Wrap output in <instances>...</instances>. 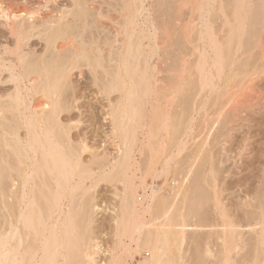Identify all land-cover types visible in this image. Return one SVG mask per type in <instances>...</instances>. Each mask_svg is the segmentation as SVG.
<instances>
[{"label":"bare ground","instance_id":"obj_1","mask_svg":"<svg viewBox=\"0 0 264 264\" xmlns=\"http://www.w3.org/2000/svg\"><path fill=\"white\" fill-rule=\"evenodd\" d=\"M135 1L136 0H134V2H133L135 4V10H133L132 13L136 14L139 11L140 7H137V3H135ZM168 1H170V0H168ZM168 1H167V3H168ZM178 1H180V3H181L182 0H178ZM222 1L223 0H199L197 2V7L195 8L196 11L194 10V12H196V20H197L196 22L197 23H194V25L191 24V25H193V27H195V30H196L195 33L193 34L194 37L193 36L191 37L192 38L191 42L193 39L196 40L197 42L196 43L192 42L193 43L192 47L190 45V47L188 49L190 51V53L191 52H192V54L194 53V57L193 56H192V58L190 57L191 59H193L191 64L188 63L189 65H192V63H193V65L190 66V67H192L191 71L188 70L190 68L187 69V67H186L185 69H187L186 73H188L189 77L191 75H193L192 78L195 77L194 79H192L193 81L191 80L192 83L193 82H195V83L193 85L191 83V86H190L191 89H189V91H188V92H190V91L192 92V93L190 92L188 94V96L189 95L193 96L192 98L190 96L189 97H190V99L194 98V100L193 101L191 100L188 103L189 104H195L194 102H196L197 103L196 106H198L197 108L200 111V109L204 110L203 109L204 105L207 102L206 99H203V98H208V99L210 98V102L207 103L208 105H209V103H211V99H212L211 104L215 105V107L218 109V112L216 113V118L213 117V116H215V115H213V116L209 117L208 119L211 120L212 117H213L212 119L215 118L216 120L214 119L215 120L214 123H216V124H217V122H220V120L222 118H224V115L227 116L231 113L234 114V117L231 115L232 117L230 118L229 117L230 115H229L228 118L225 117L224 120L221 122L222 123V129H224V130L226 129L227 133H225V134L230 135L232 130L234 131V129H237V128H238V130H240L241 128H244L245 125H249V124H247V122L252 121V119H253V118H251V120H250L249 119L250 116L254 117V116L250 115L249 113H251V112H249L248 113L249 115L246 114L249 117L243 119V120H245L246 124L244 122H242L243 121L242 120L240 125H239L238 120L240 118L238 119L239 115L236 116L237 115L235 113L236 109L234 107L237 106V103L240 101V99H239V101L237 102L236 101L237 98L235 99V97L240 95V93H239L240 90L238 91L236 89L238 91L236 93H239V94L234 96L235 93H233V90H234L233 88L238 85V82H242L243 80L245 82H246V80H247V82L252 81L249 79H252L253 76L254 77L257 76L256 77L257 79H258V77H260V79H261V76L262 77L264 76V47L262 46V44H263L262 38L261 37L259 38L260 33L258 34V32H260V31L262 33L263 29H264V0H234L233 3H230V6H231V4L234 5L232 7V9L230 7L229 8L227 7L228 10L231 9L230 11L232 12V14H230V15H231V17L234 18V22L232 21V23L229 22L230 21L229 20L230 17L228 14L229 12H227V8L225 7L226 5H224ZM17 2H18V0H17ZM175 2L176 1L174 0V3ZM183 2L181 4H183ZM195 2H194V4H195ZM231 2H232V0H231ZM19 3L20 2H18V4ZM174 3H173V5H174ZM225 3H227V2L225 1ZM40 4H41V2H40ZM170 4H172V3H170ZM177 4H179V2ZM187 4H188V2H187ZM10 5H13V4H10ZM173 5L168 4L167 5L168 9L166 8L168 11L169 10L171 11V9H172L171 13H173V8L171 7ZM191 5H193L192 0H191ZM191 5H190V7H191ZM227 5L229 6V4H227ZM6 6H4V7H6ZM19 6H16L14 8H8V11H6V12L3 11L4 13H2V10L0 12V27H2L3 29H5L8 32V34L13 38L11 40H14L13 46L10 47L9 45H3L2 44L3 45L2 49H0V82H3V83L4 82L9 83L10 82L13 84L12 88L6 89V90L1 89L2 91H0V264H60V263H62L60 261V259H61V257L63 258V256H64L62 254V251L65 248V245H68V243H67V241H68L67 237L68 236L67 237L65 236L67 238V240L65 241V239H64L65 237L64 238L60 237L62 235L63 236L65 235L63 233L64 231H59L57 229L56 225H54L52 223H48V224L45 223L44 220L46 218L43 216L40 209L38 208V200H36L34 198V195H33V197H30V194L31 193L33 194L36 192L40 193L41 197L43 198V201L48 206L47 207V210H48L47 219H51L53 214H56V216L59 217L60 213L62 212L61 202H62L65 194L68 193L69 189L73 188L72 187L73 186L72 180H73L75 174L87 173V171H88V170H85L84 168H79L75 165L76 162L77 163L80 162V158H79L80 154H78V150H77L78 148H76L75 147L76 144L74 145V143L69 139V136H70L69 130L66 128V126L63 127L64 125L59 122L57 116L60 112L57 111L58 112L57 113L56 110H58V109L57 108H56V110L54 109V106L57 103V102L55 103V101H57L56 96H57V91L59 89L58 84L62 83V82L59 83V81L61 80V78H62V81H65V80L68 81L67 78L72 77L73 72H75V71L71 72L72 67L69 68L71 63L70 64L68 63V65H66L67 64L66 61L62 62L61 61L62 59H60L61 57L58 58L57 60L60 59L59 61L62 63H60L59 61L56 62V59H55L56 57L54 58L55 61H54V59H52L53 62H45L44 61L45 58H44V60H42V59H39L40 57L39 58L37 57L38 60H35L33 63L29 62V64H28V60H26L27 59L26 54H25L26 52L24 53L22 50V44L25 43V41H23L24 38L27 35H29L31 33V31H33L32 28L34 29L35 26H38L37 24L42 26V24L47 23L49 20L54 22V24H56V22L58 23L59 20L62 19L64 16L63 17L61 16V17L57 18V20L56 19L54 20L53 16H57L56 14H54L53 16H51V15L48 16L47 14H44L45 12L42 11L43 14L32 15L30 18H28L26 20L24 18V16H25L24 10H27V9H25V8L21 9V8H19ZM40 6H42V5H40ZM179 6H181V5L179 4ZM174 7H176V4L174 5ZM183 7H184V4H183ZM190 7H186V8L189 9ZM192 7H194V5ZM1 9H3V8H1ZM46 9H47V7H46ZM56 10H57V8H56ZM66 10H68V9H66ZM180 10L181 9H179V11ZM183 10L184 9L182 8V10L180 11V14H182L181 12ZM49 11H50V9H49ZM175 12H177V11H175ZM190 12L192 13V11H190ZM194 12H193V15H194ZM49 14H51V12ZM30 15H31V13H30ZM171 16H173V15H171ZM171 16H170V18H171ZM175 16L177 17V15H175ZM188 16H190V15H188ZM182 18H184V16ZM190 18H191V16H190ZM216 18H220V20H221V23H219V25H218L220 28H222V29H223V27L229 28L230 31H228V34L226 35L224 33V35H223L226 37L221 38V36H219V34L215 32L217 30L213 29V25H215L217 22L212 21V20L216 19ZM51 19H53V20H51ZM187 19H189V18L187 17ZM246 20H248L250 23L249 22L245 23ZM62 21H64V19ZM186 21H188V20H186ZM186 21H184V22H186ZM52 22H51V24H48V25H51V27H52ZM213 22H215V24ZM182 25L184 27V24H182ZM177 27H179V26H177ZM180 27L182 28V26H180ZM185 27H186V23H185ZM219 27H216V28L219 29ZM58 28H59V25H58ZM247 28H250L249 29L250 31L249 30L247 31ZM49 30L51 31L52 28L51 29L49 28ZM56 30H57V28H56ZM182 30H183V28H182ZM34 31H35V29H34ZM226 31L227 30H225V32ZM35 32H37V31H35ZM40 32H42V31H40ZM191 32H193V31L191 30ZM222 32H224V31H222ZM52 33H54V32H52ZM52 33H50V34H52ZM177 33H180V32H177ZM221 33H220V35L223 34V33L222 34ZM60 34H61V32H60ZM119 35H121V33ZM182 35L183 34H181V36ZM195 35H196V37H195ZM183 36L185 38V35H183ZM3 37H4V34H3ZM7 37H8V35H7ZM36 37H38V36H36ZM42 37H44V36L42 35ZM63 37H62V39H63ZM58 38L61 39V37H58ZM118 38L119 39H117L115 45L117 44L118 48L121 49L122 45H123V40L121 37H118ZM187 38H185V39H187ZM189 38H190V36H189ZM113 39H114V37H113ZM179 39L182 40V37L178 38V40L176 39L177 42L179 41ZM42 40H43V38H42ZM54 40H55V38H54ZM181 40L179 43H182ZM22 42H24V43H22ZM172 42H174V41H172ZM183 42L187 43V40H183ZM64 43H65V41L63 42V44ZM42 44H44V43H42ZM48 44H49V42H48ZM57 44L58 43H56V45ZM67 44H69V43H67ZM113 44H114V42H113ZM174 44H175V42H174ZM260 44H261V46H260ZM52 45L55 46V44H52ZM180 45L178 44V47ZM62 46L64 47V45L58 44L57 48L55 50L63 49ZM176 46L177 45L175 44V48L178 50L177 51L178 53H180L179 50H183V52L184 51L188 52L187 48H186V50H184L185 48L183 46H182L183 49H179ZM46 48H48L47 50H49V47L46 46ZM65 48H67V47H65ZM29 50H31V49H29ZM77 51H78V49H77ZM29 54H30V52H29ZM68 54H65V55H68ZM57 55L58 54H55V56H57ZM50 56H53V55H50ZM57 57H59V56H57ZM133 57H135V56L132 55V58ZM178 57H177V59H178ZM181 57H179V58H181ZM30 58H31V56H30ZM65 58H66V56H65ZM128 58H130V57H128ZM128 58L125 57V55L120 56V57L118 55L117 60H119L121 62V65H120V67H117L116 70L114 69V71L112 73L113 74L112 77H114L117 80V83H116L117 85L115 87H113L115 89L120 87V85L122 84L121 83L122 81L120 82V78L123 76L124 71L126 74L130 70L129 63H127V61L129 60ZM137 58H140V56H138ZM142 58H144L143 60H145V61L148 60L146 56H144ZM49 61H50V59H49ZM74 61H76V59ZM74 61L72 59V62H74ZM177 61H175L177 63L176 67L178 65H180L181 59H179V61H178V62H180L179 64ZM189 61H191V60H189ZM186 63H185V65H186ZM25 64L27 65V68L25 67L26 70L24 71L23 66H25ZM116 64H117V62H116ZM158 65L161 66V64H158ZM63 66H65V67H63ZM146 66L147 65L144 63L143 69L141 71H138L139 73L135 72L133 74V77L137 78V83H140V82L147 83V84L143 83L144 86H142V89H141L143 93L155 92V90L158 88V86L161 85L160 84L161 82L158 84V82L160 80H162V78L161 79L158 78V73H161V72L157 69V67H154L155 65L152 66V70H150L148 68V66L146 68ZM159 66H158V68L160 70L164 69L162 67H161L162 68L161 69ZM186 66H188V65H186ZM66 67H68V68H66ZM73 67H74V65H73ZM180 69H181V67H180ZM174 70H171V71H174ZM178 70L179 69H177L176 71H178ZM110 71H112V70H110ZM176 71H174V72H176ZM190 72H191V75H189ZM129 73H131V72H129ZM163 73L164 72H162V74ZM180 73L178 72L179 75H180ZM186 73H185V75L187 78L188 76ZM77 74H78V72H77ZM135 74L137 75V77L134 76ZM175 75H177V74H175ZM107 76H109V75H107ZM160 77H163V76H160ZM72 78H70V79H72ZM147 78L150 79V81H151L150 84L146 81ZM256 78H254V79H256ZM63 79H65V80H63ZM178 79L176 81H178ZM183 79L186 80L185 78H183ZM253 82H255V81H253ZM108 83H107V85H108ZM240 84L241 83H239V85ZM181 85H180V87H181ZM247 85H249V84L248 83L246 84V88L243 87L244 85L243 86L241 85V86L243 88L247 89L248 88ZM258 85H260L259 82H258ZM161 86L159 87V89L161 88ZM174 86H177V85H174ZM255 86H256V84H255ZM107 87H109V86H107ZM259 87L262 88V86H259ZM122 89H124V87ZM252 90H254V89H252ZM258 90H256L255 92H257ZM34 91L41 92L43 97L37 96V97H39L38 99L32 100L33 99L32 97L34 95V94L32 95V93ZM127 91H124V92L129 94V96L133 93L132 90H130L128 92ZM36 92H34V93L36 94ZM156 92H157V90H156ZM252 92H251V94H253ZM242 94H244L243 91H242ZM249 95H250V93H249ZM242 96H245V95H242ZM44 97H45V99L47 97V98H50L51 100H53V98H55V100H53V101H49L48 99L45 100ZM181 97H182V95H181ZM247 97H249V96H247ZM187 98L188 97L186 96V99ZM197 98H198V102L195 100ZM240 98H241V96H240ZM190 99L188 98L187 101ZM171 100H172V98H171ZM245 101H246V99H244L243 103ZM249 101L251 102L252 100H248V101H246V103ZM253 101H254V99H253ZM226 103H227V105H230V106H228L229 109H230V107H233L232 112H231V110L228 109L231 113L230 112L228 113V111H226L227 109H224L227 106ZM111 104H113V102ZM111 104L109 103V106H112V107H110V109L107 107L109 109V111L106 108V110H107L106 112H108L107 114L109 116H107V117L110 119V122H111V124L109 122V124L111 125V128H110L111 134L113 136L111 138H113L114 139L113 141H115L114 143L111 141L114 144V145L112 144L114 147V151L112 152L113 155H108V154H112L108 150H106L108 152V154H107L106 151H104V149H102L104 152L102 150L98 149L99 152L101 151L103 153H101V152L99 153L97 148H96L97 152L94 151L95 149L94 150L92 149L93 152L90 151V153L92 152L91 157L93 160H91V161L98 162V164H100V166H101L102 172L105 174H107V173H111L110 175H112V173H115L117 175L121 174L126 178V181L123 185V189H122L121 194H120V203H121L120 212H119L120 215L118 214V216H120V217L119 218L115 217V219L116 220L118 219V221H120L119 223H117L118 225L116 224L117 226H119L118 229L121 227V229L119 230L120 234H118V235L122 236V238H123V236L129 237L130 243L128 244L127 241L125 242V241L119 240L118 241L119 243H117V244H119L120 247L114 248L111 251V254L109 253L110 258L106 264H130V263H128L129 260L127 262L128 258L126 259V257H128L130 253L141 252V251L143 253H145V250H146V252L148 251V253L146 254L147 256H144L143 260H141V261L139 260L136 264H246L247 263V255H249L251 252L254 253L252 256L255 259V263L253 262L251 264H260V263H258V261H259L258 258H259V256H261V254L264 251V143L261 141L263 144H261L259 142L261 144L260 145L258 143V141H257V143L255 141V143L258 144L257 146L258 147L261 146V148H258V151H254V152H258L257 156L260 157L258 159L261 160V158H263V160H261V162L259 160V163L263 162L261 168L258 170L259 164L257 165L258 167H256L257 171H259L258 172L259 174L257 176V180L253 184L252 183L248 184V182H246L243 179L244 177L240 178V179L244 180V182L240 183V186L242 187V191L244 192L245 197L243 200H241L240 202H238L234 205V209H233V211H231V213L230 212L227 213L225 211V206L221 202V199L219 196L220 195L219 192L221 191V189H219V192H218L216 187L214 185H212V187H211L212 192H211L209 186L207 187L204 185V182L207 179V178H205L206 175L205 176L203 175V177L196 176V177H194L193 183L189 187H187V189L184 192H182V195L180 193L181 190H174L176 187L175 185H173V186L169 185L171 188L166 189L167 196L169 195V196H171L170 199L171 198H174V199L171 200L172 201L171 205L162 211V213H161L162 217H161L160 222L157 223V226L149 228L146 226L147 222L144 221L145 213L152 212L155 209V203L156 202L159 203L160 202L159 200H161L160 203L163 204L162 202L165 199H163V198L161 199V198L157 197L158 188L160 189L161 187L157 186V188H156V187L150 185V187H149L150 193H147L144 195L145 201L142 203L138 202V197H137L136 192H135V186L136 185L134 182V179H135V171L134 170H136V168L138 166V160L136 159V154L134 152V145H136L137 141H139V139H140L137 136V133L139 131H137L136 128H134L132 126V124H130V122H128V120L126 118L128 116V112L125 113L124 110H122L123 106H122L121 102L116 103V104L114 103L115 105H111ZM211 104H210V106L212 107ZM238 104L240 106L242 105L241 102H239ZM239 105L237 106V109L239 108ZM254 105H255V107H257L256 110H258V108H259L260 112H258V113L263 114V112L261 110L264 109V101L263 100H261V101L257 100V102H255V103L253 102L252 104H249L248 107L245 104V106L248 108L246 110H250V109L252 110L253 109L252 106H254ZM57 106H55V107H57ZM192 106L194 107V105H192ZM124 107H132L131 102L128 104V106L126 105V102H125ZM205 108H207V107H205ZM212 108H214V106ZM63 109L65 110L68 108L65 107ZM208 109H209V106H208ZM217 109H215V110H217ZM244 110H245V108H244ZM45 111L47 112L46 117L43 116L45 114L44 113ZM212 112H214V111H212ZM247 112L248 111H246V113ZM42 113H44V114H42ZM256 113L253 112L252 114H256ZM190 114L192 115L191 112H190ZM196 114H198V113H196ZM208 114H209V112H208ZM202 115H204V114H202ZM202 115H201V118H202ZM220 116H222V117L220 118ZM235 116H236V118H235ZM243 116L244 115H242V114L240 115L241 119ZM165 117H163V119H165ZM261 117H263V116H261ZM192 118L193 117L191 116L190 120H187V121H189V123L187 122L189 125V126H187V128L189 129L190 132L193 131L192 121L194 119H192ZM218 118H220L219 121H217ZM210 120H209V122H207V124L210 123ZM261 120H263V118ZM166 121H164V123H166ZM168 121L170 122L169 119H168ZM172 122H174V123L170 122L169 124L174 125V128L177 129L178 123L176 121H173V120H172ZM221 123H219V125ZM179 124H180V122H179ZM209 125H212V122ZM242 126H244V127H242ZM257 126H258V124H257ZM212 127L215 128L214 126H212ZM218 127H217V129H218ZM22 128L25 130V134L23 136L21 135L22 133L21 134L19 133V130ZM209 128H211V127H209ZM219 128H221V126ZM249 128H254V127L252 126ZM218 130H220V129H218ZM212 131L208 130V132H212ZM221 132H223V130ZM240 132L237 131L238 134H241ZM141 135H142V138L140 139L141 140L140 142L144 143L143 145H145V141H147L149 135H147V131L144 129L141 131ZM204 135H203V137H204ZM196 136H197V134H196ZM223 136H225V135H223ZM251 136H253V135L250 132L243 134L241 136L240 140L238 141V143L236 144L237 146H234L235 148H237L236 149L237 155H239V157H241V159L239 158L240 164L243 163V162L241 163L242 158L244 159V165H245V163H246L245 161L248 160V158L255 157L251 154L253 152V151L252 152L250 151L252 148L250 149L249 147L253 146L251 139L255 138V140H256L257 137H251ZM175 137L178 138V135L176 134ZM175 137L172 139H174V140L177 139ZM185 137L182 139L180 138L181 140L178 138L182 145H183L184 141L187 140V138H185ZM193 138L195 139V137H192V139ZM233 139H235V138H233ZM236 139H238V137ZM260 139H263V138L261 137ZM225 140H227V139H225ZM231 142H233V141L231 140ZM225 144H227V143H225ZM234 144H235V142L233 143V145ZM251 144H252V146H250ZM79 147H81L82 150H86L85 145H82ZM176 147H175V149H176ZM222 147H224V146H222ZM81 148L79 149L80 152H82ZM177 148L179 149V147H177ZM226 149L229 150L228 148H226ZM226 149H224V150H226ZM230 149L232 150V148H230ZM231 150H229V151H231ZM220 151H221L220 154H222V150H220ZM175 152H177V150H175ZM178 152H180V151H178ZM178 152H177V155H178ZM225 152H223V153H225ZM249 152H250V155H252V156L247 157L246 155L249 154ZM175 155H173V153H172L170 155V157H168V159H166L167 163H169V161H171L173 159V156H175ZM222 155H220V156L222 157ZM235 155H233V156H235ZM109 156H111L110 157L111 159L108 158ZM225 156H227L226 153H225ZM228 156H230V154H228ZM78 159H79V161H78ZM75 160H77V161H75ZM226 161H228V160H226ZM221 163H223V161ZM167 165H169V164H167ZM248 165H249V163H248ZM247 170H248V168H247ZM88 173H89V171H88ZM105 174L103 176H106ZM115 174H113V175H115ZM100 175H102V174H100ZM223 175H224V173H223ZM141 180H142V178H141ZM141 183H143V182H141ZM144 183H145V181H144ZM169 184H170V182H169ZM172 184H174V182ZM9 197L13 198L12 202L11 201L6 202V201H9L8 200ZM182 197L189 199V205L187 208H183L181 206V201L184 202ZM178 198H179V200H178ZM165 202L166 201H164V203ZM211 205L213 206V211H214V212H212V217L217 219L218 221L214 225L203 224L209 218V213H210L209 207ZM156 209H157V207H156ZM192 216H196L198 218V223H189L188 222V219ZM1 219L2 220L5 219L6 224L8 226L6 229L2 225L3 221L1 222ZM69 226H70V224L67 225L66 223H63V227H64L63 230H65V233L67 232L66 235H69L68 234L69 232L71 233L70 229H72V227L70 226V229H69ZM68 230H69V232H68ZM70 236H72V235L70 234L69 237ZM119 237H118V239H119ZM212 237H215L218 240L219 252L221 254L220 259H218L216 262L210 261L211 256L213 255L212 249L210 247V241H211ZM133 242L135 244L134 247L131 245V243H133ZM69 243H71L70 240H69ZM94 243H92V242L88 243L87 241H84L83 244L80 245V249H79L78 253H79V255L82 256V258L87 260V262L89 261L91 264H98L99 261H97L98 263L95 261V257L97 254V249L95 247L97 245ZM66 247L70 248L71 246L68 245ZM98 249H100V248L98 247ZM98 253H100V252H98ZM131 257H133V256H131Z\"/></svg>","mask_w":264,"mask_h":264},{"label":"rangeland","instance_id":"obj_2","mask_svg":"<svg viewBox=\"0 0 264 264\" xmlns=\"http://www.w3.org/2000/svg\"><path fill=\"white\" fill-rule=\"evenodd\" d=\"M136 1H135V3H137V7H140L139 11L137 12L138 14L136 13L137 15L135 13H132L133 10H135V4L133 3L134 0L133 1L132 0H50V1L49 0H18V2H20L19 4H18L17 0H15V1L14 0H0V12L2 10V13H4V12L8 11V8H14V7L20 5L19 8L27 9V10H24V15H25L24 18L26 20L28 18H30L32 15L43 14L42 11L45 12L44 14H47L48 16L49 15L53 16L54 14H56L57 16H53L54 20L55 19L57 20V18L64 16L62 19L59 20L60 23L56 22V24H54V22L49 20L48 21L49 23L47 22L45 24H42V26L37 24L41 29L38 26H35L34 29H35V31H37V32H35L34 29L32 28V30L35 33L33 31H31V33L24 38L23 41H25V43L22 42V43H24V44H22V50L24 53L26 52L25 54L27 57L26 60H28V64H29V62L33 63L35 60H38L39 57H40L39 59H42V60H44V58H45V60H44L45 62H53L52 59H54L56 57L55 58L56 62L59 61L60 59H62L61 60L62 62L66 61V63H67L66 65H68V63L69 64L71 63L70 67L69 66L68 67L69 68L72 67L71 72L75 71V72H73V75H72L73 78L68 77L67 78L68 81H66L65 79H63L65 81H62V78H61V80L59 81V83H61V82L62 83L58 84L59 89L58 88L57 89L59 92L56 90L58 97L55 95L57 98V101H55V103L57 102L58 104L54 103L55 106H57V105L58 106L57 107H55L54 105L53 106H54L55 110H56V108L58 109V110H56V112L57 111L60 112L57 116L59 122L64 125V126L62 125L63 127L66 126V128L70 132L69 133V135H70L69 139L74 143V145L76 144L75 147L78 148L77 150H78V154H80L79 155L80 162H78V163L76 162L75 165L79 168H84L85 170H88L89 173L87 171V173L75 174V176L72 180V183H73L72 187L73 188L69 189L68 193L65 194V196L63 197V200L61 202L62 212L60 213L59 217H57L56 214H53L54 216L52 215L51 219H47V214H48L47 207L48 206L43 201V198L41 197L40 193L36 192V193L30 194V197H33V195H34V198L36 200H38V208L40 209L43 216L46 218L44 220L45 223H47V224L52 223V224L56 225V227L59 231H64L63 233L65 235L64 236L62 235L60 237L64 238L65 236L66 237L68 236L67 237L68 238L67 243H68V245L71 246L70 247L71 249L69 247H66L68 245H65V248L62 251V254L65 257L64 256H63V258L61 257L60 261L62 263H60V264H91L89 261L87 262V260L82 258V256L79 255V253H78V251L80 249V245L83 244L84 241H87L88 243L89 242L90 243L95 242L94 244L97 245L95 247L97 249L95 261L96 262L99 261V263L97 262L98 264H100V263L106 264L107 261H109V258H110L109 253L111 254V251L114 248L120 247V245L117 244V243H119L118 242L119 240H122L125 242L127 241L128 244L130 243L129 237L123 236V238H122V236L118 235V234H120L119 230L121 229V227L118 229L119 226H117L118 225L117 223H119L120 221H118V219L117 220L115 219V217L116 218L120 217V216H118V214L120 212V206H121L120 194H121V191L123 189V185L126 181V178L121 174H118V175L115 173H112V175H110L111 173L105 174L102 172L101 166H100V164H98V162L91 161V160H93L91 157L92 156L91 153L93 152L94 149H95L94 151H96V148H97V150L98 149L99 150L104 149V151L108 150L111 153L114 151V147H113L114 144L113 143L115 141H113L114 139L111 138V137H113L111 134V129H110L111 128V125H110L111 122H110V119L107 117V116H109L107 114L108 112H106L107 107L109 109H110V107H112V106H109V103L111 104L113 102V104H111V105H115L116 103H119V102L122 103V106H123L122 110H124L125 113L128 112V116L126 118H127L128 122H130V124H132V126L134 128H136L137 131L140 132V133L138 132L139 134L137 133V136L140 139L142 138L141 131L143 129L146 130L147 135H149L148 139L146 138L147 141H145V145H143L144 143L140 142L141 140L139 138H138L139 141H137V144L134 145V152L136 154V159L138 160V166H137L136 170H134L135 171L134 182L136 185L135 186V192H136V195L138 197V202L142 203L145 201L144 195L147 193H150V191H149L150 185L154 186L156 188L158 186L161 188L160 189L158 188L157 197H159L161 199L163 198V199H165L164 201H166L165 203L163 201L162 202L163 204H161L160 203L161 200H159L160 201L159 203L158 202L155 203V209L157 207L156 210L154 209L155 211L153 210L152 212L145 213L144 221L147 222L146 226L149 228L157 226V223L160 222V220H161L162 211L165 208H168L171 205V202H172L171 200L174 199V198L170 199L171 196H169V195L167 196L166 189H170L171 185L172 186L175 185L176 187L174 190H181L180 193L182 195V192H184L187 189V187H189L193 183L194 177H196V176L203 177V175L204 176L206 175L205 178H207V179L204 182V185L207 187L209 186L210 191L212 190V188H211L212 185H214L216 187L218 192H219V189H221V191L219 192L221 202L225 206V211L227 213H229V212L231 213V211H233V209H234V205L236 203L240 202L241 200H243L245 197L244 192L242 191V187L240 186V183L244 182V180L246 182H248V184L255 183L257 180V176L259 174L258 173L259 171H257L256 167L259 166L258 167V170H259L262 166V163H263V162L259 163L260 159H258V158H260V157L257 156L258 152H254V151H258V148H261V146L260 147L257 146L258 145V144H256L257 141H258V143L260 142L261 144L264 143V132H263L264 131V129H263L264 128V123H263L264 122L263 121L264 120V109L261 110L263 112V114L258 113V112H260V110H259V108H258L259 111L256 110L257 107H255V105L252 106L253 109L252 110L250 109L251 111L246 110V109H248L247 107L249 104H252L253 102L255 103V102H257V100L258 101H261V100L264 101V98H263L264 97V90H263L264 89V82H263L264 76L263 77L261 76V79H260V77H258V79H257L256 78L257 76H255V77L253 76L252 79H249L252 81L247 82V80H246V82H245L243 80L242 82H238V85L233 88L234 89L233 93H235L234 96H236L240 93V95L235 97V99L237 98L236 99L237 102L239 101V99H240L239 102H241V104L243 103L244 99H246V101L252 100L251 102L250 101L247 102L248 104L246 103V101L244 102L247 107L245 106L244 103H243L244 105L242 104L240 106L238 104L239 102L238 103L236 102L237 106L239 105L238 109H237V106H235L233 104L235 106L234 108L236 109V112L235 111L234 112L237 114L236 116L239 115L238 119L240 118L239 120L237 119L239 121V125L243 119L249 117L248 116L249 114L254 116V117L250 116L249 119L250 120H251V118H253V119H252V121H248V122L246 121L247 124H249V125H245V127L242 126L244 128H241V129L239 128L240 130H238V128H237L239 126L238 125L236 127L237 129H234V131L232 130L233 132L231 131L230 135L225 134L227 132H226V129L225 130L222 129V123L221 122L224 120L225 117L228 118L229 115H230L229 116L230 118L232 116L234 117V114L231 113L233 107H230V109H229L228 106H230V105H227V103H226L227 106L224 109H227L226 111H228V113L230 112L229 110H231V112H230L231 114H229L227 116L224 115V118H222L220 120V122H217L222 117V116H220V118L217 119V121H216L217 124H216L214 122L216 120L215 118H216V113L218 112V109L215 107V105L211 104L212 99H211V103H209V105H208L207 103L210 102V98L209 99L203 98V99H206L207 102L204 105V108H203L204 110L200 109V111L197 108L198 106H196V104H197L196 102H194L195 104H189L188 103L189 101L194 100V98L190 99V97L192 98L193 96L189 95L190 96L189 97L188 94L191 91L190 92H188V91H189V89H191L190 86H191V83L193 81L192 79L195 78V77L192 78L193 75H191V72L189 73V75H191L190 77L188 76V73H186V70L188 68H190L188 70L191 71L192 67H190V66H192L193 63H192V65H189L188 63L191 64V62L193 60L191 58H192V56L194 57V53L193 54H192V52L190 53V51L188 49H189L190 45L192 47V45H193L192 42H195V43L197 42L194 39L191 42V39H192L191 37L193 36V34L196 31L195 27H193L194 23H197L196 22L197 21L196 20V12H194V10L197 7V2L199 0H192L194 7H192L193 5H191V0H186V1L182 0L181 3L184 1L183 2L184 7H183V4H181L180 1H178V0H175L176 1L175 3H174V0H172V1L171 0L170 1H168V0H136ZM167 1H168V3H167ZM225 1L227 3H225ZM233 1L234 0H232V2H231V0L230 1L229 0L228 1L223 0L222 2L224 5H226L225 6L226 8L230 7L232 9V7L234 5L231 4V6H230V3H233ZM40 2H41V4H40ZM178 2L181 6H179V4H177ZM187 2H188V4H187ZM194 2L196 5L194 4ZM170 3H172V4H170ZM173 3H174V5L176 4V7H174ZM10 4H13V5H10ZM168 4L173 5V6H171L173 8V13H171L172 9H171V11L169 10L170 12L167 10ZM227 4H229V6ZM40 5H42V6H40ZM190 5H191V7H190ZM4 6H6V7H4ZM46 7H47V9H46ZM181 7L184 9L181 12L182 14H180V11L182 10ZM186 7H190V8L188 9ZM1 8H3V9H1ZM56 8H57V10H56ZM228 8H227V12H229L228 14L230 17L229 22L232 23V21L234 22V18L231 17L230 14H232V12L230 11L231 9L228 10ZM49 9H50V11H49ZM66 9H68V10H66ZM179 9H181V10L179 11ZM175 11H177V12H175ZM190 11H192V13ZM50 12H51V14H49ZM193 12H194L195 16L193 15ZM30 13H31V15H30ZM169 13L173 16H171ZM175 15H177V17ZM188 15H190L191 18ZM170 16H171V18H170ZM183 16L185 19L182 18ZM187 17L189 19H187ZM63 19H64V21H62ZM51 20H53V19H51ZM186 20H188V21H186ZM184 21H186V22H184ZM212 21L217 22L216 24H215V22H213L215 24V25H213V29L217 30V31H215V30L214 31L216 33H218L219 36H221V38L226 37L223 35H224V33L226 35L228 34V31H230L229 28L223 27V29H222L218 26L219 23H221L220 18L213 19ZM51 22H52V27H51V25H48V24H51ZM248 22H249L248 20L245 21V23H248ZM181 23L184 24V27ZM185 23H186L187 28L185 27ZM191 24H193V25H191ZM58 25H59V28H58ZM177 26H179V27L182 26L183 30L181 27L179 28ZM216 27H219V29ZM49 28L50 29L52 28V30L50 31ZM56 28H57V30H56ZM224 29L227 30L226 31L227 33L225 32ZM249 29L250 28H247V31ZM191 30L193 32H191ZM221 30L224 32H222ZM40 31H42V32H40ZM52 32H54V33H52ZM60 32H61V34H60ZM177 32H180V33H177ZM2 33L4 34V37H3ZM50 33H52V34H50ZM120 33H121V35H119ZM220 33L222 35H220ZM181 34L185 35V38H187V37L188 38L185 39L183 35L181 36ZM258 34L260 35L259 38L260 37L262 38V42H263L262 46L264 47V29H263L262 33L260 31V32H258ZM7 35H8V37H7ZM42 35L44 37H42ZM36 36H38V37H36ZM189 36H190V38H189ZM58 37H61V39ZM62 37H63V39H62ZM113 37H114V39H113ZM118 37H121L123 40V45H122L121 49L118 48L117 44L115 45L117 39H119ZM181 37H182V40L179 39V41L177 42L178 38H181ZM195 37H196V35H195ZM42 38H43V40H42ZM54 38H55V40H54ZM11 39H13V38L8 34V32L5 29H3L2 27H0V43H1L0 49H2L3 45H9L10 47L13 46L14 40H11ZM63 40L65 41L64 44H63V42H64ZM180 40L182 43H179ZM183 40H187V43H184ZM172 41L175 42V44L177 45L176 46L177 48L183 49V47H184L185 48L184 50H186V48H187L188 52L187 51L183 52V50H179L180 53L181 52L183 53V54L181 53L183 55L182 56L180 53L177 52L178 50L175 48V44ZM48 42H49V44H48ZM66 42L69 43L71 46L69 44H67ZM113 42H114V44H113ZM42 43H44V44H42ZM56 43H58L60 45L61 44L64 45V47L62 46L63 49L65 47H67V48H65L64 50L63 49L55 50L57 48V45H58V44L56 45ZM52 44H55V46H53ZM178 44L179 45L181 44V45L178 47ZM186 45L187 46L189 45V46L187 47ZM46 46L49 47V50H47L48 48H46ZM260 46H261V44H260ZM29 49H31V50H29ZM77 49L79 52L77 51ZM29 52H30V54H29ZM55 54H58L57 56H59V57L55 56ZM65 54H68V55H65ZM122 54L125 55V57H127V58L130 57V58H128L129 60L127 61V63H129V68H130L129 72H131V73L127 72L125 74V71H124L123 76L120 78V82L122 81L121 82L122 84L120 85V87L115 89L113 87H115L117 85L116 84L117 80L114 77H112L113 76L112 73H113L114 69L116 70L117 67H120L121 62L117 59H118V55L120 57V56H123ZM50 55H53V56H50ZM132 55L135 57L132 58ZM137 55L140 56L141 59L137 58L138 57ZM30 56H31V58H30ZM65 56H66V58H65ZM144 56L147 57V59H148L147 61L143 60L144 58H142V57H144ZM178 56L179 57L182 56V57L179 58ZM73 57L76 59V61H74L75 59ZM177 57H178V59H177ZM58 58H60V59L57 60ZM49 59H50V61H49ZM55 59H54V61H55ZM72 59L74 62H72ZM179 59H181V63L178 62ZM189 60H191V61H189ZM175 61H177L178 64L180 63V65H178L176 67L177 63ZM62 62H60V63H62ZM116 62H117V64H116ZM144 63L148 66V68L150 70H152V66L155 65L154 67H157V69L161 72V73H158V78H160V79L162 78L163 81L160 80L158 82V84L161 82L160 84L162 86L160 85L161 86L160 89H159L160 86H158V88L156 89L157 92L155 90V92L143 93L141 90L142 86H144L143 83L144 84H147V83H145V82L137 83V78L133 77V74L135 72L141 71L143 69ZM185 63L189 67L186 66ZM158 64H161V66H159ZM73 65H74V67H73ZM147 66H146V68H147ZM158 66L160 68L162 67L164 69L161 68L162 70H160L158 68ZM23 67H24V71H25L26 70L25 67L27 68V65L25 64V66H23ZM63 67H65V66H63ZM68 67H66V68H68ZM180 67L182 70L180 69ZM186 67H187V69H185ZM177 69H179V70L176 71ZM110 70H112V71H110ZM171 70H174L177 73L174 71H171ZM77 72L79 75L77 74ZM162 72H164V73L162 74ZM178 72L179 73L181 72L180 75L178 74ZM185 73L188 76L187 78H186ZM175 74H177L178 76ZM107 75H109V76H107ZM159 75L163 76V77H160ZM134 76L137 77L136 74ZM70 78H72V79H70ZM183 78H185L186 80H184ZM254 78H256V79H254ZM177 79H178V81H176ZM146 81L149 84L151 82L149 78H147ZM253 81H255V82H253ZM258 82L260 83V85H258ZM107 83H108V85H107ZM194 83L195 82H193L192 85ZM239 83H241V84L239 85ZM245 83L249 84V85H247V87H248L247 89H245L246 88ZM0 84H1L0 85V91L10 89V88H12V85H13L10 82L9 83L8 82H6V83L0 82ZM255 84H256V86H255ZM174 85H177V86H174ZM180 85H181V87H180ZM241 85L242 86L244 85L243 87H245V88H243ZM107 86H109V87H107ZM122 86L124 87L125 90L122 89L123 88ZM259 86H262V88ZM236 89L238 91L240 90V92L236 93V92H238ZM252 89H254V90H252ZM123 90L124 91L132 90L133 93L129 96V94L125 93ZM256 90H258V91L255 92ZM242 91L244 94H242ZM34 92H36V91H34ZM34 92L32 93V95L34 94L33 97L31 96L33 98L32 100L38 99L39 97H43L41 92H36V94ZM251 92L253 94H251ZM249 93H250V95H249ZM181 95H182V97H181ZM242 95H245L246 97L242 96ZM37 96H39V97H37ZM186 96L190 100L187 101L188 98L186 99ZM240 96H241V98H240ZM247 96H249V97H247ZM171 98H172V100H171ZM252 98L254 99V101ZM44 99H45V97H44ZM46 99H48L49 101L55 100V98H53V100H51L50 98H47V97H46ZM195 100L198 102V98ZM125 102H126L127 106L131 102L132 107H124ZM210 104L212 105V107L214 106V108H212L210 106ZM192 105H194V107ZM207 105L209 106V109H208ZM64 106L67 107L68 109L64 110L63 109V108H65ZM205 107H207V108H205ZM244 108L246 111H248L247 113L244 110ZM109 109H108V111H109ZM215 109H217V110H215ZM212 111H214V112H212ZM190 112L192 113V115L190 114ZM208 112H209V114L210 113L211 114L209 115ZM249 112H251V113H249ZM253 112H255V113L257 112V113L252 114ZM44 113H42V114H44L43 116L46 117L47 112L45 111ZM196 113H198V114H196ZM202 114H204V115H202ZM241 114L244 115L243 116L244 118L242 117V119L240 117ZM246 114H248V115H246ZM201 115H202V118H201ZM213 115H215V116H213ZM191 116L193 117L192 119H194L192 121V127H193L192 132H190L189 129L187 128V126H189L188 125L189 121H187V120H190ZM211 116L215 117L214 118L215 120L212 119L213 117L211 118V120L208 119ZM236 116H235V118H236ZM261 116H263V117H261ZM163 117H165V119L167 121L165 119H163ZM262 118H263V120H261ZM168 119L170 120L171 123H174V122H172V120L176 121L178 123L177 129L174 128V125L169 124L170 122L168 121ZM209 120H210V123L212 122V125H209L210 123L207 124V122H209ZM164 121H166V123H164ZM109 122H110V124H109ZM179 122L181 125L179 124ZM242 122L245 123V120H243ZM219 123H221V124L219 125ZM257 124H258V126H257ZM251 125L254 128H249V127H252ZM212 126H214L215 128H213ZM218 126L219 127L221 126V128H219ZM209 127H211L212 129ZM217 127L220 130H218ZM208 130L209 131L213 130L212 131L213 133L208 132ZM222 130H223V132H221ZM236 130L238 132L241 131L240 132L241 134H238ZM247 132H250L253 135L251 137H257L256 140H255V138L251 139L253 146L251 144L250 146H252V147H249L250 149L252 148L251 150L250 149L249 150L251 152L252 151L254 152V153L252 152L251 154L255 157L248 158V160L245 161L247 163V164L245 163V165H244V159L242 158V160H241V163L243 162L242 163L243 165H242L239 163L241 157H239V155H237V152H236L237 148H235L234 146H237L236 144L240 140L241 136ZM19 133L20 134L22 133L21 135L23 136L25 134V130L22 128L19 130ZM176 134L178 135L179 139L180 138L182 139L186 136L185 138H187V140L185 139L186 141H184V143H183L184 146L180 142L181 139L179 140L177 137H175ZM196 134H197V136H196ZM203 135H204V137H203ZM223 135H225V136H223ZM174 137L177 139H175V140L172 139ZM192 137H195V139L194 138L192 139ZM232 137L235 139H233ZM237 137H238V139H236ZM261 137L263 139H260ZM225 139H227V140H225ZM231 140L233 142H231ZM255 141H256V143H255ZM234 142H235V144L233 145ZM225 143H227V144H225ZM82 145L86 146V150H82V148L79 147ZM176 146L179 147V149ZM222 146H224V147H222ZM175 147H176V149H175ZM80 148H81L82 152H80V150H79ZM223 148L224 149L228 148L229 150H231L230 148H232V150L229 151L226 149L227 150L226 151ZM99 150H98V152H99ZM175 150H177V152L180 151V152H178V155H177V152H175ZM220 150H222L223 155L220 154L221 153ZM90 151H92V152L90 153ZM103 152H101V153H103ZM223 152H225L227 154V156H225V153H223ZM106 153L108 154L107 151H106ZM172 153H173V155H175V154L176 155L173 156V159L171 161H169V163H167L166 159H168V157H170V155ZM228 154H230V156H228ZM108 155H113V153L108 154ZM220 155H222V157ZM233 155H235V156H233ZM252 155H250V152H249V154H247L246 156L250 157ZM110 157L111 156H109L108 158H110ZM226 160H228L229 162ZM261 160H263V158H261ZM261 160H260V162H261ZM75 161H77V160H75ZM78 161H79V159H78ZM222 161L224 164L221 163ZM248 163H249V165H248ZM167 164H169V165H167ZM247 168H248V170H247ZM223 173H224V175H223ZM100 174H102V175H100ZM104 174L106 176H103ZM113 174H115V175H113ZM242 177H244L243 178L244 180L240 179ZM141 178H142V180H141ZM143 180L145 181V183ZM141 182H143V183H141ZM169 182H170V184H169ZM173 182H174V184H172ZM8 200L9 201H6V202H10V201L12 202L13 198L9 197ZM178 200H179V198H178ZM183 201L184 202L181 201V206L183 208H187L189 205V199L183 198ZM209 212L211 214L209 213V218L203 224L214 225V224H216V222L218 220L212 217V212H214L212 205L209 207ZM1 222H2L3 227L6 229L8 226L6 224L5 219L4 220L1 219ZM188 222L189 223H198V218L196 216H192L188 219ZM63 223H66L67 225L70 224L72 229H70V226H69L71 233L68 230V232H69L68 234L69 235L71 234L72 236L69 237V235H66L67 232L65 233V230H63L64 229ZM66 237L64 238L65 241L67 240ZM118 237H119V239H118ZM69 240L71 241V243H69ZM131 245L134 247L135 246L134 242L131 243ZM98 247L100 249H98ZM210 247L212 249V254H213L211 256L210 261L216 262L218 259H220L221 254L219 252L218 240L215 237L211 238ZM98 252H100V253H98ZM147 253H148V251L146 252V250H145V253H143L142 251L141 252H134V253L132 252L129 254V256L131 255L133 257H131V256L126 257V259L128 258L127 262L129 260L128 263L136 264L139 260L140 261L143 260L144 256H147L146 255ZM253 254L254 253L251 252L249 255H247V263L246 264H251L253 262L255 263V259L252 256ZM258 260H257L258 263L264 264V251L261 254V256H259Z\"/></svg>","mask_w":264,"mask_h":264}]
</instances>
